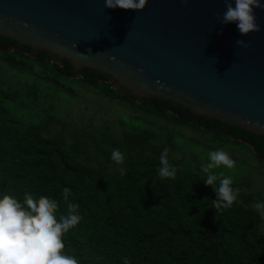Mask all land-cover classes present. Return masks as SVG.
<instances>
[{
    "label": "water",
    "instance_id": "95a60500",
    "mask_svg": "<svg viewBox=\"0 0 264 264\" xmlns=\"http://www.w3.org/2000/svg\"><path fill=\"white\" fill-rule=\"evenodd\" d=\"M225 11L224 0H148L139 11L105 0H0V41L109 78L264 158V9H255L260 31L246 36L220 23Z\"/></svg>",
    "mask_w": 264,
    "mask_h": 264
},
{
    "label": "trees",
    "instance_id": "16d2710c",
    "mask_svg": "<svg viewBox=\"0 0 264 264\" xmlns=\"http://www.w3.org/2000/svg\"><path fill=\"white\" fill-rule=\"evenodd\" d=\"M2 46L14 44L0 41V52L28 59L54 75L79 74V82L145 114L209 133L222 142L228 139L183 113L113 87L109 78L74 71L48 54L33 57ZM159 157L129 158L122 166L127 170L124 175L119 170L105 174L73 159L60 141L7 124L0 113V198L8 194L23 203L27 192L37 200L56 199L59 219L67 213L63 189L70 188L69 202L79 204L82 220L63 241L66 254L81 264H122L124 258L130 264H264V236L256 232L254 214L238 203L216 213L211 186L192 184L178 173L175 179H160ZM257 158L264 161L258 153ZM248 232L255 242L245 237Z\"/></svg>",
    "mask_w": 264,
    "mask_h": 264
},
{
    "label": "rangeland",
    "instance_id": "374dc122",
    "mask_svg": "<svg viewBox=\"0 0 264 264\" xmlns=\"http://www.w3.org/2000/svg\"><path fill=\"white\" fill-rule=\"evenodd\" d=\"M78 77L54 75L28 59L0 52V113L7 124L60 141L73 159L105 174L116 173L129 158L161 155L167 147L170 164L182 168L177 173L196 185L206 179L200 166L207 162L208 152L223 149L237 161L236 168L221 166L214 171L234 177L232 187L240 192L237 203L254 214L256 232L264 236V219L255 209L264 201V161L255 151L236 140L222 142L209 133L145 114L100 94ZM114 149L124 154L123 165L112 160ZM245 237L256 241L249 232Z\"/></svg>",
    "mask_w": 264,
    "mask_h": 264
},
{
    "label": "clouds",
    "instance_id": "9594fccd",
    "mask_svg": "<svg viewBox=\"0 0 264 264\" xmlns=\"http://www.w3.org/2000/svg\"><path fill=\"white\" fill-rule=\"evenodd\" d=\"M187 3L188 0H182ZM148 0H105V6L124 10H143ZM226 11L217 19L221 24L235 23L242 36L251 32H259L255 9H264L261 0H224ZM236 45L242 48L250 47L249 43L239 39ZM77 46V45H76ZM181 143V141H177ZM170 149L165 147L159 157L157 169L160 179H175L178 168L170 164L168 153ZM111 158L119 165H123L124 154L114 149ZM237 161L223 149L210 151L207 154V162L202 163L200 169L206 174L204 179L206 186H211L216 193V199L212 200V207L217 212L229 209L237 203L240 194L239 189L232 187L234 177L227 176L223 171L214 170L223 166L227 169H235ZM121 175L126 169H119ZM71 189H63V200L66 203L67 213L57 219L59 202L56 199L40 197L38 200L31 193H25L23 203L17 198L5 194L0 198V264H81L80 259L66 254L64 235L75 228L82 220L78 213L79 204L69 202ZM256 211L264 219V201L255 205ZM122 264H130L128 258H124Z\"/></svg>",
    "mask_w": 264,
    "mask_h": 264
}]
</instances>
